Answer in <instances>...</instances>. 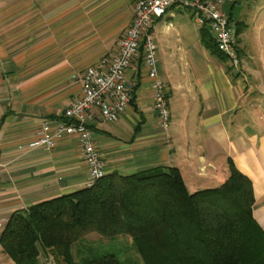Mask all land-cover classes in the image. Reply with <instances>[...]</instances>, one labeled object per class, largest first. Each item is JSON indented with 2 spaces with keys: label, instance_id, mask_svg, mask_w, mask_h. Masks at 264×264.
Returning <instances> with one entry per match:
<instances>
[{
  "label": "crops",
  "instance_id": "obj_1",
  "mask_svg": "<svg viewBox=\"0 0 264 264\" xmlns=\"http://www.w3.org/2000/svg\"><path fill=\"white\" fill-rule=\"evenodd\" d=\"M247 1L264 7V0L223 6L242 30L238 68L206 48L200 25L196 47L184 43L190 26L169 20L180 11L155 23L165 47L164 63L158 51L157 59L169 94L168 132L160 128L153 80L141 55L128 71L135 84L131 105L118 121L95 120L92 130L106 174L176 167L196 192L224 184L233 162L252 181L253 215L264 231V48L235 16ZM135 2L0 0V236L15 211L88 187L91 171L77 135L51 149L31 144L42 120L58 124L81 96V83L72 76L116 54ZM0 264H16L1 244Z\"/></svg>",
  "mask_w": 264,
  "mask_h": 264
},
{
  "label": "trees",
  "instance_id": "obj_2",
  "mask_svg": "<svg viewBox=\"0 0 264 264\" xmlns=\"http://www.w3.org/2000/svg\"><path fill=\"white\" fill-rule=\"evenodd\" d=\"M200 32L206 48L225 57L211 32ZM229 166L224 184L196 192L176 167L106 174L93 186L15 211L0 244L16 264H53L42 262L43 251L54 264H122L115 254L76 261L74 244L96 232L130 237L143 264H264L252 181Z\"/></svg>",
  "mask_w": 264,
  "mask_h": 264
},
{
  "label": "built area",
  "instance_id": "obj_3",
  "mask_svg": "<svg viewBox=\"0 0 264 264\" xmlns=\"http://www.w3.org/2000/svg\"><path fill=\"white\" fill-rule=\"evenodd\" d=\"M227 1L232 0H136L133 20L123 32L116 54L106 56L83 73L72 76L74 81L81 83V96L66 109L58 124L54 125L49 119L42 120L36 131L38 139L31 147L51 149L65 136L77 135L91 171L88 186L104 177V160L94 139L92 123L95 120L104 123L118 121L131 105L135 84L128 71L139 55L143 57L147 75L153 80L154 108L160 128L168 132L172 116L168 89L159 73L155 23L169 11L189 13L200 27L211 32L218 49L234 68H238L241 60L236 27L223 9ZM3 224L0 220V228Z\"/></svg>",
  "mask_w": 264,
  "mask_h": 264
},
{
  "label": "rangeland",
  "instance_id": "obj_4",
  "mask_svg": "<svg viewBox=\"0 0 264 264\" xmlns=\"http://www.w3.org/2000/svg\"><path fill=\"white\" fill-rule=\"evenodd\" d=\"M235 16L249 26L248 28L251 31H248V34L251 35L250 32H252L253 42L264 48V7H261V5L254 7L253 3L243 2L236 10ZM169 20L175 24L184 21L183 23L189 25L191 31L189 36L184 38V43L188 42L196 47L199 41V27L195 19L187 12H179L176 18H170ZM173 33L175 34V32ZM155 35L158 44V59H161L164 63L163 59H166V57L163 56L162 51H165V47L162 48V43L159 41V30H157ZM73 254L78 262L93 255L115 254L122 264H143L141 257L132 244V239L125 235L102 237L96 232L89 233L84 239L74 244ZM50 256L48 258V255H42V262L48 260L54 264V257L52 259V256Z\"/></svg>",
  "mask_w": 264,
  "mask_h": 264
}]
</instances>
